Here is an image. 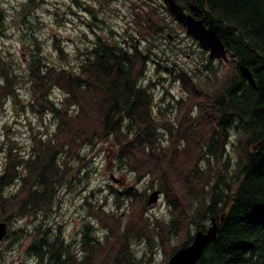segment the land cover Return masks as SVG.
Returning a JSON list of instances; mask_svg holds the SVG:
<instances>
[{
    "label": "trees",
    "instance_id": "16d2710c",
    "mask_svg": "<svg viewBox=\"0 0 264 264\" xmlns=\"http://www.w3.org/2000/svg\"><path fill=\"white\" fill-rule=\"evenodd\" d=\"M39 1L23 3L21 20ZM160 6L191 38L205 61L193 75L208 74L206 81L191 92L198 100V111L191 119L197 125L185 127L188 137L179 135L174 140L176 130L171 120L157 118L160 112L153 108L151 93L156 83L146 76L147 60L134 42L98 36L77 56L76 66H55L46 61L37 37L32 35L36 51L30 53L26 74L29 107L41 118L50 117L55 128L51 135L47 132L45 143L33 137L28 159L10 164L11 170L8 165L0 173V218L9 221L4 210L9 204L5 192L14 181L21 182L19 191L26 190L21 205L26 215L46 211L54 202L56 190L66 183L57 171L58 155L74 151L76 140L90 141L85 139V134L89 136L85 132L95 129L98 137L116 147L119 169L132 173L137 182L147 176L150 188L156 185L154 181L162 183L158 189L170 207V217L167 221L137 224L139 231H133L139 239L148 237L146 230L160 236L166 227L169 233L181 227L184 239L178 247L166 249L169 259L177 249L191 243L193 229L205 231L214 219L216 240L205 248L196 264H264V0H160ZM159 21H155L151 36L164 30L176 32L175 27ZM6 29V14L0 6V37ZM56 48L60 58L67 57L60 46ZM214 62L223 68L219 75ZM7 63L0 55V109L7 98L15 100L16 86L22 82ZM165 71L173 80L187 75ZM54 86L63 93L59 102L50 97ZM72 108L75 115L69 113ZM205 114L211 129L200 126L198 117ZM180 120L179 116L177 124ZM162 131L168 133L170 147L159 146ZM232 132L236 142L230 141ZM180 142L182 150L178 149ZM228 146L234 149V162L226 152ZM21 163L24 174L17 172ZM216 165L218 171L213 173L211 167ZM136 189L115 191V202L123 196L131 207L138 198ZM146 204L147 199H142L136 212L143 213ZM137 217V221H143ZM110 219L115 220L112 216ZM39 230L33 228L34 238L26 248L36 264L77 263V242L64 243L60 231L54 233L49 227ZM85 230L80 249L90 256L94 253V264H99L105 252L111 255L112 249L86 238L90 228L86 226ZM126 235L119 239L120 247L111 264L115 259L119 264L131 263H124L129 260L126 253L130 254ZM95 243L97 250H92Z\"/></svg>",
    "mask_w": 264,
    "mask_h": 264
},
{
    "label": "rangeland",
    "instance_id": "374dc122",
    "mask_svg": "<svg viewBox=\"0 0 264 264\" xmlns=\"http://www.w3.org/2000/svg\"><path fill=\"white\" fill-rule=\"evenodd\" d=\"M25 1L0 0V6L6 14L7 26L4 35L0 37V55L8 61L7 67L14 69L22 81L16 86L15 100L7 98L0 109V173L10 164L28 159L32 152L33 137L37 142L40 139L45 143L47 132L51 135L55 128L50 117L41 118L29 107L30 95L26 74L31 59L30 53L36 51L32 35L37 37L39 51L46 57V61L55 66L69 63L76 66L77 56L98 36L105 40L116 39L122 43L123 39L134 42L147 60L146 76L152 77V81L156 83L151 93L154 99L153 108L155 112H160L157 118L162 122L171 120L176 130L173 132L175 135L173 139L179 135L188 137L185 127L197 125L191 119L196 117L198 111V100L191 92L194 91L195 85L206 81L208 74L201 73L198 77L193 75L194 72L197 74L201 70L200 65L205 61L200 58L199 49L192 43L191 38L186 37L184 30L170 20L167 11L160 6V0H40L30 14L24 13V19L21 20L20 15L23 13ZM159 19L175 27L176 32L164 30L163 33L151 36L152 27L155 21L160 22ZM56 46L61 47L67 55L66 58L59 57ZM214 64L219 75L223 68L215 62ZM165 69L187 75H181L180 80H173ZM50 91V97L55 102L61 101L63 93L57 86L52 87ZM74 111L72 108L69 113L75 115ZM192 114L194 116H191ZM179 116L181 120L177 124ZM198 120L202 128L208 126L211 129L207 114L198 117ZM178 125L180 128H177ZM85 133H89V136L85 134V139L90 141L76 140L74 151L67 156L58 155L57 171L63 175L66 183L64 181L65 184L62 183L63 186L56 190L54 202L46 211H41L37 215H26V211L21 209L25 201L23 194L26 191L25 189L19 191L21 182L14 181L5 192L9 204L5 205L4 210L9 216V221L0 218V223L6 224L5 234L0 242L2 264H36L26 252L34 238L32 230L35 227L40 229L39 232L46 227L51 228L54 233L60 231L64 243L72 240L77 242L75 264H94L96 260L94 253L90 256L88 252L80 249L83 234L87 231L86 226L90 228L86 238L97 241L101 246L110 247L109 251L112 249L111 255L106 256L105 252L99 264H106L107 261V264H111V258L118 253L120 247L119 239L127 233V250L130 254L126 253L129 260L124 263L167 264L166 249L176 248L182 243L184 230L181 227L174 229L175 233L172 231L169 233L166 227L159 236L148 232L145 225L144 232L148 237L141 234L140 237L143 238L139 239L136 236L134 231L138 230L137 224L148 223V220L167 221L170 217L168 211L170 207L164 194L158 189L161 182L154 181L156 185L151 188L147 186V176L137 182L132 173L121 170L116 165V147L110 140L103 141L98 137L99 131L95 129ZM230 139L236 142L235 133H231ZM170 140L168 133L162 131L159 146L170 147ZM182 145L180 142L178 149H181ZM226 152L234 162V149H229L228 146ZM18 169L20 170L17 172L24 174L23 165ZM211 171L216 173L217 165L211 167ZM132 188H137L138 198L131 207L123 196H119L115 202L117 195L115 191L122 192ZM154 191L159 192L157 201L150 205L146 204L143 213L136 212L141 200L148 199ZM137 214L143 221H137ZM111 216L115 220H111ZM194 232L193 229L191 234ZM97 246L95 243L92 250H97ZM114 264H119V261L115 259Z\"/></svg>",
    "mask_w": 264,
    "mask_h": 264
},
{
    "label": "water",
    "instance_id": "95a60500",
    "mask_svg": "<svg viewBox=\"0 0 264 264\" xmlns=\"http://www.w3.org/2000/svg\"><path fill=\"white\" fill-rule=\"evenodd\" d=\"M114 181V179H113ZM158 191H154L147 199V204L150 205L157 201ZM223 221V216L220 223ZM217 224L214 219H211L210 226L205 230L195 231L192 241L189 245L177 249L168 259L167 264H196L201 258L205 248L216 240ZM6 231V224L0 223V242L2 241Z\"/></svg>",
    "mask_w": 264,
    "mask_h": 264
}]
</instances>
